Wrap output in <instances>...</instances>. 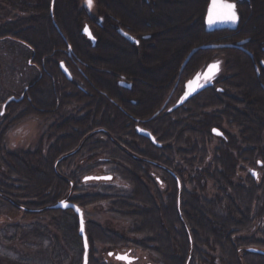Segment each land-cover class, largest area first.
<instances>
[{
  "label": "trees",
  "instance_id": "trees-1",
  "mask_svg": "<svg viewBox=\"0 0 264 264\" xmlns=\"http://www.w3.org/2000/svg\"><path fill=\"white\" fill-rule=\"evenodd\" d=\"M51 1L0 0V41L9 38L29 47L32 51L29 60L41 71L40 78L29 90L31 97L29 101L25 98L22 102L6 105V113L0 117V138L9 116L13 117L18 113L16 118H20L47 113L46 108L53 106L54 100L56 101L54 109L70 105L71 99H75L76 102H88L83 106L88 109V116L94 115L95 118L93 121L73 117L60 119L52 125L54 127L51 130V132L54 131L51 137L52 143L46 149L41 146L32 152L9 153L0 145V200H5L11 206L20 208L30 215L43 212L52 215V225L63 233L65 239L68 241L75 237L76 245L79 243V257L74 260L76 264L82 263L83 254L82 243L78 236L77 217L69 209L51 210L48 208L60 200L77 204L82 209L89 205L107 202L113 213L131 219L134 233H142L145 236L141 241L136 242L134 247L153 253L156 256L155 262L158 264H193V253L196 254V249H193L197 248L195 235L202 239L203 243L210 245L213 250L217 249L216 257L204 254V252L202 256L198 251L200 264L202 262L203 264H217L218 261L220 264H264V255L247 251L250 247L264 248V241L242 234L236 235L239 231L243 232L248 229L254 219H257L258 223L262 219L264 202L260 203V192L264 185V177L262 182L247 178L242 180L243 184H235L233 175L236 163L233 153L228 152L227 147L225 149L222 146L223 143L213 151V161L209 159L207 161V158H211L206 145L207 141L212 142L210 129L213 126L220 127V120L218 121L217 115L204 112V109H218L215 113L220 112V109L226 108L227 110V105H223L221 101L224 94L208 89L204 94H200L189 102L187 105L189 109L181 108L176 112L185 115L190 113L197 120L194 122L192 131H189L194 140L198 137L201 140L200 145L197 142L192 143V183L201 190H205L210 181L215 190L211 199H204L207 207L205 204L200 207L196 196L194 194L190 196L185 188H182L180 206L185 203L182 214L185 219L192 222L188 226L179 221L175 198L171 202V195H169L168 208L161 205V210H156L155 199L150 195L148 185L141 181L144 177L154 185L155 180L150 176L154 172L151 170L150 162L162 160L161 163L164 166L171 167L170 157L174 150L171 152V148L165 145L162 150H159L149 140L136 136L133 130L128 131L125 128L122 112L106 101L103 96L99 95L98 98L90 100L87 99V95L75 87L70 88L72 94L68 93L69 82L63 77L58 67V62L66 58L67 47H70L71 52L83 65L82 67L85 66L84 71L80 66L78 67L80 71L76 67L72 69L77 76L84 74L97 78L105 75L103 72L96 71V68H106L114 75L147 76L151 82H153L152 77L160 76L163 78L162 90L164 91L167 83L172 86L177 76L182 78L191 76L211 58L212 54L218 53L224 56L226 61L225 73L231 76L224 81L225 91L228 92L227 88L237 90L247 108L254 109V113L248 112V114L254 116L251 119L255 130L254 142L260 150L258 156H262L264 161V136L262 134L264 131V89L259 85L264 87V67L260 66V74L256 76L253 61L248 55L236 48H227L199 50L191 57L182 72L179 71L183 60L193 47L235 43L245 38L248 39L247 48L253 55V59H264V53L261 51V47L264 46V36L260 38V35H264V9L261 10L257 0L243 1L238 4L242 24L237 30L212 33L204 31V17L210 0H123L130 5L134 15L124 10L118 0H97L99 16L103 17L104 23L102 27L95 28L97 37L95 47H91L80 34L86 16L83 15V11L77 12L76 0H54L52 16L50 14ZM20 13L22 15L27 13V15L22 16ZM112 17L133 33L151 34L152 38L149 41L154 46L135 53L136 48L119 37L108 25ZM254 24L258 26L256 30L253 29ZM177 27H181V33L175 36ZM183 40L185 44L176 52L173 51L171 58L166 59L170 49L180 46ZM128 53L132 55L129 58L130 64H119L117 61L127 58ZM102 84L93 85V87L107 94L114 101L118 100L117 90L113 84L111 82ZM167 90L162 92L161 102L165 100ZM147 99L148 102L153 101L149 96ZM147 105L149 111L155 110V107L151 108L150 104ZM231 111L228 118L234 119V110ZM149 115L150 113L145 117ZM166 116L169 117L170 114ZM170 120L164 119L161 129L155 130V126H152V134L156 135L161 142L164 141L163 144L165 140L173 139L176 135L180 141L182 135L180 129L173 130ZM90 123L93 125L88 128L87 125ZM97 127H105V133L96 132L94 136H88L92 128ZM171 132H173L172 135ZM125 136H129L135 143L124 144ZM123 145L135 152L129 155L141 154L149 162L127 158ZM71 146L74 147L69 149ZM230 146L233 149V145ZM77 148L79 153L87 151V154H91L90 159H100L90 162L80 158V161H76L71 150L75 151ZM178 154L185 157L187 152L178 149ZM102 157L111 159L112 179L108 182L116 179L120 183H125L131 189L128 197L121 193L83 195L78 193V189L80 190L81 186L87 183L82 180V176L101 166ZM103 161L107 160L103 159ZM126 164L133 169L129 170ZM61 166L69 168L67 176L60 175L58 170ZM167 179L175 197V183L171 182V178ZM222 196L228 201L224 208L220 202ZM170 202L175 209L172 208ZM257 202L259 203L256 204ZM158 217L161 220L160 224ZM154 219L157 222L153 223ZM71 220L72 224L69 223ZM85 230L89 243L88 264H98V260L94 257V242L107 247L110 251L127 246L128 241L124 237L104 230L95 223L86 221ZM42 233L37 229L30 231V235L34 238ZM49 235L51 236L50 233ZM51 238L53 240L52 236ZM212 244L214 245L211 246Z\"/></svg>",
  "mask_w": 264,
  "mask_h": 264
},
{
  "label": "rangeland",
  "instance_id": "rangeland-1",
  "mask_svg": "<svg viewBox=\"0 0 264 264\" xmlns=\"http://www.w3.org/2000/svg\"><path fill=\"white\" fill-rule=\"evenodd\" d=\"M186 1H192V0H186ZM76 2L78 6L77 12L83 11V8H82L83 0H76ZM118 3L129 14L134 15L132 8L127 2H124L123 0H118ZM257 3H258V6L261 8V10L264 9V0H257ZM92 12H93V17L95 18V20H98L100 10L97 6V0H95V7L93 8ZM20 15H22V13H20ZM26 15L27 13L23 14L22 16H26ZM257 28L258 26L254 24L253 29L256 30ZM177 29L178 30L174 34L175 36H178L181 33L180 32L181 27H177ZM263 36L264 35H260V38H263ZM184 44H185V41L183 40L181 41L180 46L172 47L166 59L171 58L173 55V51L176 52V50L179 49ZM31 55H32L31 49L27 47L26 45H24L23 43L17 42L9 38L3 39L0 41V111H1L2 103L6 101L9 97H15V98L21 97L22 92L24 91L23 89H25L24 87L26 86H28L26 94L28 95L29 100L31 99L29 90L34 85L35 81L38 78H40L39 74L41 73V71H39V68L35 66L34 63H32L29 60ZM113 56L115 57V55ZM218 56H220L218 53L216 54L214 53L215 58H219ZM117 62L121 65H129L130 59L124 58ZM82 66L83 65H80V68L81 69L83 68V71H84L85 66L84 67ZM96 69L98 72L100 73L103 72V74L105 75L98 76V79H97L98 81H95L96 77L93 78L92 76H89L92 80L93 85L104 83V79L107 78L105 77L106 74L109 76L112 74L110 77H112L113 80L117 78L118 74L114 75V73H111V71L106 68L105 69L96 68ZM166 85H167L166 89L169 90L170 89L169 87L171 86L170 83H167ZM260 87L264 89V87H262L261 85ZM70 88H73V87H67V89L69 90L68 93H70L71 91ZM227 90L228 92H234L232 93L233 97L231 99L232 101L231 107H227V110L226 108L222 110L220 109L219 110L220 112H218L219 114L215 113V111L218 110L215 108H210L209 110L206 111L208 114L217 115L216 117H218L217 118L218 121L221 120V118L224 116L228 117L229 115H231L232 113L231 110H234L233 115H235L236 113L234 109L235 106L243 110L246 109L247 107L246 103L243 102V99L241 102L240 101L237 102L236 98L240 96L238 95L237 90L235 89L233 90L230 88L229 89L227 88ZM167 91H166V94H167ZM146 93H145V96L142 95L143 97H141L140 100H142V98L143 100H148L147 96H149V98L151 99L155 97V94H153V92L151 93L148 91ZM23 100L24 99L22 98L18 102L20 101L22 102ZM75 101H76L75 99H71L70 105H64L60 107L59 109H55L56 110L55 112H51L55 108L54 102L56 101L54 100L52 102L53 106L46 108L45 112L47 113L32 114V115H27L25 117L22 116L20 118H16L18 113H16L15 116L13 117L9 116L7 118L5 127H3V135L0 138V145L2 146L3 150L9 153H17V152L19 153V152H32L41 146L46 149L52 143L51 137L53 135L52 132H54V131L51 132V130L54 128L52 125L59 122L60 119H64L67 117L77 118L78 116L86 113V111L83 110L84 104H82L81 101H80L81 103L79 102L78 104H76ZM10 103H13V101ZM158 106H159L158 104L157 106L152 105L151 108L155 107L154 109H156ZM6 110L7 108L4 109V113H6ZM152 112L153 110L149 111L150 114ZM226 112H228V114H226ZM4 115H1L0 117H3ZM235 119H231V121L233 120L235 121ZM90 127L91 126H88V128ZM179 127L182 129H180ZM179 127L172 126L173 130L175 128H178L182 131V135L180 137V141H181L183 139H186V137L189 136V133H188L189 131L183 128L182 126H179ZM231 132L233 131L231 130ZM172 133L173 132H171V135ZM262 134L264 136V131ZM192 140L193 141L191 142L189 141L191 144L197 142L200 145L201 140L199 137L197 138V140H194V139ZM180 141L178 140V135H176V137L173 139L170 138L169 140L168 139L165 140V144H164L165 147H170L171 152L172 150H174V153L172 154V158L177 156L176 153H178V149L185 150V149L191 148V146L189 148L188 142L185 144L186 141L184 143H179ZM206 145L208 146L209 152L211 153L210 161H213V157H214L213 151H215L216 147H219V143L217 140H214L213 142L207 141ZM263 145H264V142H263ZM73 147L71 146L69 149ZM124 148L127 154L135 153L131 151L127 146H124ZM71 151H72L71 153L74 154V157H76L75 158L77 159L76 161H80V158L82 159L84 158L85 153L84 152L79 153L78 148L75 151L73 150ZM65 154L67 153L65 152ZM165 155L167 154L165 153ZM100 156H103V155H100ZM136 156L139 159H142L144 162H149V160L144 159V156H142L141 154H137ZM102 158L105 159V157H102ZM108 158L110 157H107L106 159ZM97 159L99 160L100 158H97ZM103 159L100 162L102 163V165L93 169L92 172L95 173V175L112 174L111 165H110L111 159L107 161H103ZM154 164H155L154 162H150V165H152L151 170L155 171V172H152L150 176L152 177V179L155 180V176L158 177L159 173L156 171V167ZM126 165L128 166L129 170L133 169L128 164ZM58 171L60 175L62 176H67V174H69V168L65 166H61ZM233 180L235 184H239V185L243 184V181L240 179H233ZM261 180L260 182H262ZM141 181L145 185L146 184L148 185L149 193L155 199L154 206L156 210H161V205H164L166 206V208H168L169 201L167 199L169 195H171L170 201L173 202V198L175 197H174V194H172L173 191L171 188H169L168 184H166V187L161 186L162 189H160V186L157 184L156 181L153 182L155 183L154 185H152L149 182V180L144 177L141 178ZM190 183H188L187 181L184 182L183 180V185H184L183 188L185 187V190L188 192L190 196L193 194L196 196L198 200V205L200 207L201 205L203 206L204 204L206 205L205 207H207V203L204 201V199L206 200L211 199L212 195L214 194L215 190L212 187L213 183L209 181L207 183L205 190H201L199 187H196V185H194L193 183L191 184ZM130 192H131V189L128 188V186L125 183H120L116 179L110 182L108 181L87 182L86 185L81 186L80 190L78 189V193H80L81 195L89 194V193L90 194L121 193V195H125L128 197ZM262 201L264 202V185L262 186V190L260 192V203ZM171 202L170 204L172 208L175 209V207L173 206ZM220 202H221V205L223 206L222 208H224V205L228 201L226 200L224 196H222L220 198ZM258 203L259 202H257L256 204ZM184 205L185 203L182 204V206L179 205L180 209H177L179 221L189 226V223H192V222L189 221L188 219H185L184 215L182 214L183 212L182 209L185 208ZM217 207L218 206L216 205V208ZM84 213H85V218L87 222L95 223L96 225L100 226L104 230L105 229L109 230L110 232L116 234L117 236L124 237L128 241L126 247L113 249L112 251L114 253L131 251L130 254L132 256L137 257L138 261L141 263L148 262L152 264H158L157 262H155L156 256L153 253H150L149 251H142L138 247H134V244L136 242L141 241L143 238H145V236L142 233H134L132 231L133 223L131 219L127 218L126 216L113 213L111 211V207L109 206L107 202L89 205L84 208ZM57 218H59V216H57ZM51 219H52V215L50 216L49 213L43 212V213L30 215L24 212L23 210H21L20 208L11 206L5 200H0V264H76L74 260H76V257L77 258L79 257L80 246L78 245L79 244L78 242H77L78 244L76 245V242H75L76 238L74 237L75 235L73 236L74 238H71V239L69 238L70 240L67 241L65 237L63 236V233L61 231H58L52 225ZM157 220H158V223L160 224L161 220L159 219V217ZM157 220L154 219L152 222L155 223L157 222ZM258 222L259 221L257 219L256 220L254 219V221H252V223L250 224L251 226L248 229L244 230L243 232L239 231L238 234L236 233V235L242 234L248 237H252L253 239L260 240L261 238L264 237V223L262 219L260 220V223ZM69 223L72 224V220L69 221ZM34 229L39 230V232L41 233L44 232V234L42 233V235L34 238V236L30 235V231ZM49 233L53 237V240L51 236L49 235ZM187 233L189 232L187 231ZM158 238H160V236H158ZM195 238L197 240L196 242L197 245L195 246L198 248V250L197 248L193 249V250L196 249V254L193 253V264H198L200 262L199 260L200 256L198 255V251L201 252L200 255L202 256H204L202 252H204V254L206 253L208 255H212L213 257L217 256L216 254L217 249L213 250L212 247H210V245H206L205 243H203L202 239H200L196 235H195ZM170 239L172 240L171 237ZM213 245L214 244H212L211 246ZM93 246L95 250L94 257L95 259L98 260V264H122L121 262L115 260L113 255L112 256L108 255V252L110 251V249H107V247L102 246L101 244L97 242H94ZM183 248H184V245H183ZM262 249L264 250V248ZM182 257H184V253H182ZM217 264H220L219 261L217 262Z\"/></svg>",
  "mask_w": 264,
  "mask_h": 264
},
{
  "label": "flooded vegetation",
  "instance_id": "flooded-vegetation-1",
  "mask_svg": "<svg viewBox=\"0 0 264 264\" xmlns=\"http://www.w3.org/2000/svg\"><path fill=\"white\" fill-rule=\"evenodd\" d=\"M53 3L51 7L54 4V0H52ZM51 1V2H52ZM243 1H248V0H220L221 3H232L235 5V10L237 12L238 20L235 22V28L231 25H226L222 29H213L211 32L206 31V20L209 18V8L212 5L207 6L206 14L204 17V31L206 33H212L215 31H232V30H237L240 25L242 24V18L239 13V8L238 4L243 2ZM95 7V0H92L91 6L86 5L85 0L82 2V8H83V15L86 16V20L83 21L82 27L80 30V34L89 42L91 47H95L96 42H97V37L95 34V28L96 27H102L104 23V19L102 16H98V20H95L93 17V8ZM209 7V8H208ZM225 9L218 8L216 12L214 13L212 18L219 17L225 13ZM108 25L113 28L116 32V34L124 39L129 45L134 46L136 48L135 53H139L140 51H144L150 47H153L154 44H152L149 40L152 38L151 34H136L131 32L127 27L121 26L118 22L115 21V19L112 17L108 21ZM85 26L89 27V30L91 31V34L95 38V44L92 45L91 42L87 39V37L82 33V30ZM120 30L131 36L134 40L131 41L127 39L123 34L120 33ZM242 40H247L244 44H242L240 47L236 48L240 52L248 55L252 61H253V70L256 76H259L260 74V66L264 67V59H259V60H254L253 55L249 52L247 48L248 44V39H241L237 40L235 43L242 41ZM233 43V44H235ZM202 46V45H201ZM199 47V46H198ZM67 47V54L66 58L63 60H60L58 62V67L61 62L64 63V65L67 67L68 71L71 74V78L67 79L65 75L63 77L69 82L68 87H75L77 90H80L83 92V94L87 95V99L89 98L92 100L93 98H98L99 95L103 96L106 101H108L110 104L113 106H116L123 114L124 120H125V128L128 131H134L136 136L138 137H143L142 135L139 134L138 129L142 130H147L152 133V126H155L156 129H161L162 126V121L164 119H171L170 123L172 124L173 127H179L182 126L183 128L187 129L190 131L193 129L194 122L197 121L195 120L194 117H192V114H177L176 112L180 110L181 108L187 109V105L189 102L199 96L200 94H204L208 89H213L216 91L218 94H224L225 96L222 98V103L223 105H227V107H231L232 105V97L234 92H226L223 85L224 81L228 78H230L229 75L225 73V59L224 56L220 55L218 56L219 58H215L214 54L211 59H209L205 64H203L198 70H196L191 76H188L186 78H182L181 76H177L175 83L171 86V88L167 91V96L163 102L160 101V98L162 97V90L163 88V78L160 76H154L152 77L153 82L150 81V79L147 76H123V75H117V78L113 80L112 77L106 74L104 79V82H111L113 86L117 90V99L114 101L112 98H110L107 94L103 93L102 91L95 90L92 84V80L89 76L81 74L79 76L75 75L73 73V68H77L79 70V66L81 65L80 61L76 58V56L71 52V49H68ZM210 50V49H206ZM199 51V50H198ZM262 53H264V46L261 47ZM131 53H128L130 55ZM188 55V54H187ZM187 57V56H186ZM191 59V58H190ZM189 59V60H190ZM185 60V59H184ZM183 60V62H184ZM219 62V71L217 74H215L214 78L211 79L210 81L206 82L205 77L206 75H203L204 71L208 67V65L212 63ZM182 62V64H183ZM189 62V61H188ZM187 62V63H188ZM186 63V64H187ZM182 64L180 66V73L186 66L182 67ZM72 65V66H71ZM96 70V69H95ZM97 71V70H96ZM104 76V75H102ZM94 78V77H93ZM112 78V79H111ZM98 77L95 79L97 80ZM111 79V80H110ZM196 79V82L187 86L186 84L193 80ZM110 80V81H109ZM107 85V84H106ZM200 85H203V87H200ZM261 85V84H260ZM167 85H165V88ZM153 87V88H152ZM24 91L22 92L23 99H27L28 95L26 94V91L28 89V86L24 87ZM202 88V89H201ZM153 89V90H151ZM193 89L198 90L197 93L193 94L191 97L187 98L179 107L173 108L174 105L177 103V101L182 98L186 93L188 94L191 92ZM153 92L155 94V97L153 98L152 102H148L147 100H140L142 95L145 96L146 92ZM236 92V91H235ZM147 94V93H146ZM21 95V96H22ZM239 95V94H238ZM238 101H242V97L238 96L237 98ZM76 102V101H75ZM1 105V109L3 104ZM79 102H76L78 104ZM88 103V102H87ZM87 103H82L86 105ZM150 104L151 106H157L159 105L149 116H146L149 113L148 110V105ZM87 108H83V110L86 111L83 115L78 116V119H83L84 121H93L95 116L91 115L88 116V110ZM171 109V110H170ZM189 109V108H188ZM236 113H235V121L232 122L230 118L228 117H222L220 120V127H211L210 133L212 135V142L214 140H217L218 143L226 149L228 152L233 153V158L235 160V167H234V179H240V180H245L247 178H253L257 182H259L263 177H264V161L262 156H258V153L260 152L259 147L256 145L254 142V136H255V130H254V124L251 122L252 115H249L248 112L254 113L253 108H247L246 109H241L238 107H234ZM56 110L53 109L51 112H55ZM207 109H204V112H206ZM50 112V113H51ZM175 112V113H174ZM166 114H170L169 117L166 116ZM68 118V117H67ZM64 118L63 120L67 119ZM154 120V121H153ZM153 121V122H152ZM92 126L93 124L90 123ZM180 128V127H179ZM218 129L220 131V134L214 133L212 130L213 129ZM178 129V128H177ZM182 129V128H180ZM105 127H97V128H92V131L88 134V136H94L96 132H104L105 133ZM231 130L233 132H231ZM192 131V130H191ZM189 136L186 137V139L181 140V143L185 144L188 142V146L190 149H185L187 152V155L184 157V155H180L176 153L177 156L172 158V154L170 159H172V165L171 167L164 166L161 161L154 162L156 171L159 173V176H155V181L157 184L160 186L166 187V184L169 185L168 179L171 178V182L175 183L176 186V194H175V203H176V208L180 209V192L182 191L183 188V180L184 182L187 181L188 183H192V163H193V157H192V144L190 143L193 141L192 134L190 132ZM104 135V134H103ZM153 135V134H152ZM97 136H101L97 134ZM95 136V137H97ZM154 136V135H153ZM156 144H154L159 150L164 148L163 142L158 140V137L156 135L154 136ZM96 139V138H95ZM125 142L124 144L128 145L131 144L134 141H131V138L129 136H125ZM147 139V138H145ZM149 140V139H147ZM150 141V140H149ZM184 141V142H183ZM190 141V142H189ZM151 142V141H150ZM135 143V142H134ZM152 143V142H151ZM232 143V144H230ZM140 146V144H138ZM230 145H233V149L231 148ZM143 146V145H141ZM230 146V147H228ZM143 149V148H142ZM126 151V150H125ZM85 155L84 158L87 161L93 162L96 159H90L91 154H87V151H84ZM161 153V152H160ZM189 153V154H188ZM164 154V153H163ZM89 156V158H88ZM126 157L132 160H141L139 159L136 155H129L126 153ZM90 159V160H89ZM210 161V158H207V161ZM104 160H109V159H104ZM155 172V171H154ZM102 175V174H99ZM97 175V176H99ZM87 176H95V173L89 172L86 173L82 176V180L87 177ZM95 180H90L87 182H92ZM98 182V181H96ZM190 183V184H191ZM86 184V183H85ZM171 188V187H169ZM185 188V187H184ZM186 191V190H185ZM187 192V191H186ZM188 193V192H187ZM191 193V192H189ZM264 214L262 216V221L264 223ZM264 238V237H263ZM261 238V241H264V239ZM135 263H139L138 258L135 257Z\"/></svg>",
  "mask_w": 264,
  "mask_h": 264
},
{
  "label": "water",
  "instance_id": "water-1",
  "mask_svg": "<svg viewBox=\"0 0 264 264\" xmlns=\"http://www.w3.org/2000/svg\"><path fill=\"white\" fill-rule=\"evenodd\" d=\"M213 0L210 1L209 3V6L212 4ZM53 3V1H52ZM85 3L86 5H89L88 3V0H85ZM92 3V2H91ZM209 8V7H208ZM51 14H52V9H51ZM223 15L219 16V17H216V18H212L214 22L212 23H209V18H207L206 20V31L207 32H211L213 29H222L224 28L226 25H233L232 26V29L233 27L235 28V23L231 22V21H228V20H224L222 19ZM55 25V23H54ZM56 29L59 31L58 27L55 25ZM82 33L87 37V39L91 42L92 45L95 44V38L93 37V35L91 34V31L89 30V27L88 26H85L82 30ZM120 33L123 34L127 39L133 41L134 39L129 36L128 34L125 35L126 33L121 31L120 30ZM247 40H242V41H239L235 44H208V45H202V46H199V47H195L193 48L187 55V57L185 58L183 64H182V67H184V65L189 61V59L193 56L194 53H196L198 50H206V49H210V50H214V49H225V48H238L240 47L242 44H244ZM70 49V47L68 48ZM214 64V63H212ZM210 64V65H212ZM206 68V70L204 71L203 75H207L208 74V70H209V66ZM59 68L62 72L63 75H65V77L67 79H70L71 78V74L70 72L68 71V69L66 68V66L64 65L63 62H61L59 64ZM218 72H216L217 74ZM196 82V79H193L191 81H189L186 85L189 86L193 83ZM202 89V88H201ZM198 90H195L193 89L191 92H189L187 95L185 94L182 98H180L177 103L174 105V109L179 107L187 98L191 97L193 94L197 93ZM23 98V95L19 98H15V97H9L5 103L3 104L2 106V109L0 112H3L4 113V109L6 107V105L10 102H18L20 99ZM171 110V109H170ZM1 116V115H0ZM215 130V131H213ZM212 131L214 133H217V134H220V131L218 129H213ZM138 132L140 135H142L143 137L149 139L153 144H156V141H155V138L154 136L147 130H142V129H138ZM106 177H110V175H102V176H87V178H92V179H95V180H109V179H105ZM84 180H91V179H86V177L84 178ZM62 202H65L67 203L69 206L68 207H65L64 204H62ZM50 209L52 210H72L73 213L77 216V222H78V236L80 237V240H81V243H82V247H83V254H82V263L81 264H84V256H85V248H84V237L87 236L86 235V230L81 233L80 232V218H81V213L83 214V218H84V212L83 210L77 206L76 204L72 203V202H68L66 200H60L58 202H56L55 204L51 205L49 207ZM76 208H79L81 211L78 213L76 211ZM264 219V218H263ZM84 228H85V219H84ZM89 245V243H88ZM248 252H251V253H257V254H261V255H264V250L262 249H258V248H254V247H251V248H248L247 249ZM88 253H89V246H88V249H87V257H88ZM109 253H113V252H109ZM118 254H125V253H117L114 255V258L116 255ZM135 264H151V263H135Z\"/></svg>",
  "mask_w": 264,
  "mask_h": 264
},
{
  "label": "snow or ice",
  "instance_id": "snow-or-ice-1",
  "mask_svg": "<svg viewBox=\"0 0 264 264\" xmlns=\"http://www.w3.org/2000/svg\"><path fill=\"white\" fill-rule=\"evenodd\" d=\"M92 0H88L89 6H91ZM218 8L225 9V13L221 17L224 20L231 21L235 23L238 20L237 12L235 10V5L232 3H221L220 0H213L212 5L209 8V23L214 22L212 17L216 10ZM127 35V34H125ZM219 71V62L217 61L216 63L212 64L209 66L208 74L205 77L206 82L210 81L211 79L214 78L216 72ZM200 87H203V85H200ZM187 95V93H186ZM0 115H4L3 112H0ZM215 131V130H213ZM86 179H92V178H87ZM105 179H111L110 177H106ZM65 207H68L69 205L65 202H62ZM76 211L79 213L81 210L79 208H76ZM85 231L84 228V218L83 214L81 213V218H80V232L83 233ZM88 238L87 236L84 237V248H85V256H84V264H88V257H87V249H88ZM113 253H109V256H112ZM115 259L118 261H121L122 264H135V257L130 256L129 254H118L115 256Z\"/></svg>",
  "mask_w": 264,
  "mask_h": 264
},
{
  "label": "bare ground",
  "instance_id": "bare-ground-1",
  "mask_svg": "<svg viewBox=\"0 0 264 264\" xmlns=\"http://www.w3.org/2000/svg\"><path fill=\"white\" fill-rule=\"evenodd\" d=\"M232 31H235V30H232ZM182 47V46H181ZM130 57H132V55H127V58H130Z\"/></svg>",
  "mask_w": 264,
  "mask_h": 264
}]
</instances>
